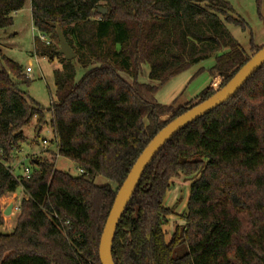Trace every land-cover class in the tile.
<instances>
[{
  "label": "trees",
  "instance_id": "obj_1",
  "mask_svg": "<svg viewBox=\"0 0 264 264\" xmlns=\"http://www.w3.org/2000/svg\"><path fill=\"white\" fill-rule=\"evenodd\" d=\"M256 2L261 15L264 0ZM25 4L0 0V29ZM31 13L49 40L35 38L36 55L62 64L54 69L49 109L58 155L84 172L71 175L38 157L29 175L14 174L23 129L34 118L41 128L45 109L23 89L31 81L24 67L0 51V227L2 198L24 192L13 231H0V264H102L101 235L138 156L170 121L216 92L207 87L196 103L175 107L156 101L159 87L214 58L196 75L223 78L221 88L263 45L250 54L231 34L227 23L246 24L226 0H31ZM58 26L76 52L71 60L58 53ZM98 176L115 187L96 184ZM180 176L192 179L185 222L168 240L164 227L176 206L164 201ZM112 254L115 264H264V64L154 157L119 222Z\"/></svg>",
  "mask_w": 264,
  "mask_h": 264
},
{
  "label": "rangeland",
  "instance_id": "obj_2",
  "mask_svg": "<svg viewBox=\"0 0 264 264\" xmlns=\"http://www.w3.org/2000/svg\"><path fill=\"white\" fill-rule=\"evenodd\" d=\"M226 1L233 6L235 16L246 24L244 28L242 24L227 23V28L251 54L252 47L264 44V2L260 15L256 0ZM37 36H40V32L33 24L31 0H26L25 7L14 14V22L11 26L0 29L1 54L22 65L25 73L28 68H31L30 84L24 85L23 89L28 92L31 99L45 109L46 123L41 128L37 127L38 121L37 118H34L30 125L23 129L24 140L21 142L17 153L19 159L12 163L14 174L16 176L24 175V166L31 169L33 167L32 160L41 157L54 159L58 170L77 175L80 173L77 163L58 155L57 137L51 126L52 113L49 109L52 98L56 97L54 69L62 68V64L57 59L50 61L48 58L36 55L35 38ZM0 61L1 68L5 65L3 57L0 58ZM211 64V60L204 61L203 66H198L193 71L191 68L161 85L155 94L156 101L163 105H174L175 107L187 103H196L201 91L208 87L210 82L209 73L204 72L198 75L196 73L202 67L208 69L207 67ZM148 73L149 68L146 66L140 80L148 82ZM222 82L223 78L216 77L209 87L217 91ZM169 116L165 115L162 118L166 120ZM44 140L47 143H44ZM191 181V178L185 176L173 179L171 188L166 195L164 205L169 208L176 206L175 214L168 217L169 224L164 227L168 239L171 238L175 226L185 222L183 215L186 212ZM95 183L98 185L110 184L113 187L116 185L102 176L96 177ZM23 197L24 192L20 187L15 193H8L2 198V214L5 223L0 227L1 232L10 233L13 231L20 213L16 207L20 205ZM10 204H13L12 212L4 214Z\"/></svg>",
  "mask_w": 264,
  "mask_h": 264
},
{
  "label": "water",
  "instance_id": "obj_3",
  "mask_svg": "<svg viewBox=\"0 0 264 264\" xmlns=\"http://www.w3.org/2000/svg\"><path fill=\"white\" fill-rule=\"evenodd\" d=\"M99 12L106 14L107 8L100 7ZM59 39L58 53L67 60L76 57V52L69 44L60 26L57 27ZM264 44L251 58L234 74V76L211 97L194 105L184 113L177 116L163 127L143 149L138 156L126 179L119 187L113 206L106 220L99 246V255L102 264H115L113 260V242L119 222L142 178V175L154 157L180 130L209 113L213 109L225 103L233 97L243 85L263 66ZM13 204H10L4 214L12 212Z\"/></svg>",
  "mask_w": 264,
  "mask_h": 264
},
{
  "label": "built area",
  "instance_id": "obj_4",
  "mask_svg": "<svg viewBox=\"0 0 264 264\" xmlns=\"http://www.w3.org/2000/svg\"><path fill=\"white\" fill-rule=\"evenodd\" d=\"M40 37H41L42 40H45V41H47V42L49 43V40H48L47 37H45L44 35H40ZM31 71H32L31 68H28V69H27L26 74H27L28 77H29V75L31 74ZM57 142H58V140H57ZM44 143H47V141L44 140ZM1 155H2V152L0 151V156H1ZM80 172H84L83 169H80ZM30 173H31V169L28 168V167H26V166H24V175L27 176V175H29ZM16 209L19 211V210H20V205L17 206Z\"/></svg>",
  "mask_w": 264,
  "mask_h": 264
},
{
  "label": "crops",
  "instance_id": "obj_5",
  "mask_svg": "<svg viewBox=\"0 0 264 264\" xmlns=\"http://www.w3.org/2000/svg\"><path fill=\"white\" fill-rule=\"evenodd\" d=\"M18 13V12H17ZM208 60H211L212 61V64H211V66H209V67H207V68H210V67H212L214 64H215V59L214 58H210V59H208ZM207 61V60H206ZM203 66V62L202 63H200V64H198V65H196V66H194L193 67V69H192V71L195 69V68H197L198 66ZM32 72V71H31ZM216 78V77H215ZM214 81V78L213 77H211L210 76V82H209V85H208V87L212 84V82ZM207 88V87H206ZM58 143V142H57ZM168 238V237H167ZM170 239V238H169ZM168 239V240H169Z\"/></svg>",
  "mask_w": 264,
  "mask_h": 264
}]
</instances>
